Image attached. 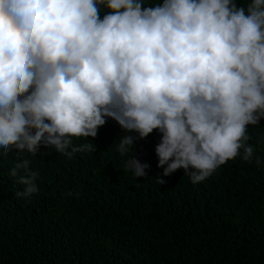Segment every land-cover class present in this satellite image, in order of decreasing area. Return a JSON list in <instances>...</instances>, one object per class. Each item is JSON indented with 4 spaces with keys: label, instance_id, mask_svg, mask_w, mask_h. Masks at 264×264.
<instances>
[{
    "label": "clouds",
    "instance_id": "obj_1",
    "mask_svg": "<svg viewBox=\"0 0 264 264\" xmlns=\"http://www.w3.org/2000/svg\"><path fill=\"white\" fill-rule=\"evenodd\" d=\"M106 117L125 130L112 147L130 153L135 178L151 167L133 156L136 140L154 130L164 177L183 168L197 184L241 148L250 159L247 126L264 119V0H0V153L71 155V137H96ZM35 179L21 177L18 195L37 192Z\"/></svg>",
    "mask_w": 264,
    "mask_h": 264
},
{
    "label": "trees",
    "instance_id": "obj_2",
    "mask_svg": "<svg viewBox=\"0 0 264 264\" xmlns=\"http://www.w3.org/2000/svg\"><path fill=\"white\" fill-rule=\"evenodd\" d=\"M105 119L96 137H71V155L0 153V264H264V119L247 126L250 159L241 148L197 184L183 168L163 176L159 130L137 138L133 156L151 167L135 178L130 153L112 147L125 130ZM30 173L38 191L20 196Z\"/></svg>",
    "mask_w": 264,
    "mask_h": 264
}]
</instances>
